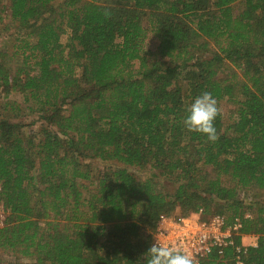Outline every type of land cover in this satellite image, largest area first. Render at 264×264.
<instances>
[{
	"label": "trees",
	"instance_id": "trees-1",
	"mask_svg": "<svg viewBox=\"0 0 264 264\" xmlns=\"http://www.w3.org/2000/svg\"><path fill=\"white\" fill-rule=\"evenodd\" d=\"M4 1L0 249L22 260L3 264H147L159 216L200 209L250 212L242 259L264 264V0ZM204 92L235 107L215 142L183 123Z\"/></svg>",
	"mask_w": 264,
	"mask_h": 264
},
{
	"label": "built area",
	"instance_id": "built-area-1",
	"mask_svg": "<svg viewBox=\"0 0 264 264\" xmlns=\"http://www.w3.org/2000/svg\"><path fill=\"white\" fill-rule=\"evenodd\" d=\"M242 217L250 218L251 213L246 212ZM242 217L228 223L226 216H205L203 209L187 216L161 214L153 244L178 247L192 257L193 264H202L211 256L222 257L227 250L233 249L236 264H244L242 256L248 248L258 247L260 235L242 232Z\"/></svg>",
	"mask_w": 264,
	"mask_h": 264
},
{
	"label": "clouds",
	"instance_id": "clouds-1",
	"mask_svg": "<svg viewBox=\"0 0 264 264\" xmlns=\"http://www.w3.org/2000/svg\"><path fill=\"white\" fill-rule=\"evenodd\" d=\"M186 111L183 123L188 131L205 135L209 142L218 139L214 122L220 109L211 93L204 92L195 97ZM143 259L147 264H193L192 257L180 248L155 243L143 253Z\"/></svg>",
	"mask_w": 264,
	"mask_h": 264
},
{
	"label": "rangeland",
	"instance_id": "rangeland-1",
	"mask_svg": "<svg viewBox=\"0 0 264 264\" xmlns=\"http://www.w3.org/2000/svg\"><path fill=\"white\" fill-rule=\"evenodd\" d=\"M4 0H0V3H2V5L5 4ZM241 6H237V10L240 9ZM4 19L2 21H0V51L1 50H12V46H13V33L14 29H10L7 30L6 29V24L7 22H9V19L7 18L6 15H3ZM67 40V37L65 36L64 41ZM157 45H158V40L155 36H153L151 33H149L147 40L145 42V48L146 50H148L149 52L152 53H156L157 51ZM153 58V57H151ZM9 100L10 101H16L17 103H19L22 107H25L26 104L24 103V99H23V95L20 93H14L11 94L9 96ZM4 102L5 101V97H4V92L2 91V89H0V102ZM234 105L232 103H229L228 101H223L220 104V110L223 112L224 116H227L231 114V112L234 109ZM26 112V111H24ZM24 112H20V114L18 115V117H16L14 120L17 121H22L28 124V128L31 130V132H36L38 130V128L40 127V121L38 120V117L36 114H31V113H24ZM3 116V110L0 108V118ZM36 119V124L32 125L30 122ZM105 163H102L100 161H96L94 163V166H104ZM140 174V173H139ZM142 175H147L149 174V172H142ZM166 185V183H165ZM170 187V185H166V187ZM5 217V213L2 207H0V219L3 220ZM21 258H19L18 255H15L14 253L11 252H6L2 249H0V264L3 263H8V262H14L17 260H20ZM22 260V259H21Z\"/></svg>",
	"mask_w": 264,
	"mask_h": 264
}]
</instances>
